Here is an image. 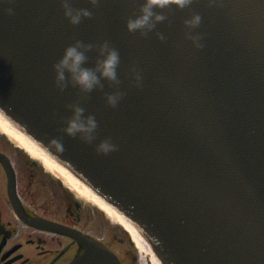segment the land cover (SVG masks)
<instances>
[{
    "label": "water",
    "instance_id": "obj_1",
    "mask_svg": "<svg viewBox=\"0 0 264 264\" xmlns=\"http://www.w3.org/2000/svg\"><path fill=\"white\" fill-rule=\"evenodd\" d=\"M141 2L103 0L72 25L60 0H0V111L119 210L107 204L161 264H264V0L172 6L147 35L126 28ZM194 11L201 47L186 35ZM76 39L119 49L117 106L105 102L107 81L86 95L55 86L53 64ZM88 55L91 66L95 50ZM75 101L98 121L93 143L63 131ZM105 138L116 150L97 151ZM73 264L116 263L94 246Z\"/></svg>",
    "mask_w": 264,
    "mask_h": 264
},
{
    "label": "flooded vegetation",
    "instance_id": "obj_2",
    "mask_svg": "<svg viewBox=\"0 0 264 264\" xmlns=\"http://www.w3.org/2000/svg\"><path fill=\"white\" fill-rule=\"evenodd\" d=\"M4 127L0 124V264H72L87 250L83 241L107 249L119 264H151L79 180L70 181Z\"/></svg>",
    "mask_w": 264,
    "mask_h": 264
},
{
    "label": "clouds",
    "instance_id": "obj_3",
    "mask_svg": "<svg viewBox=\"0 0 264 264\" xmlns=\"http://www.w3.org/2000/svg\"><path fill=\"white\" fill-rule=\"evenodd\" d=\"M60 2L64 16L72 25H78L83 18L91 17L93 15L91 9L100 6L103 0H88L90 7H78L74 0H60ZM192 3L193 0H142L139 3L138 14L127 18L126 28L129 32L139 31L141 35H147L156 29L159 22L167 18L166 13L160 10L170 9L172 6L184 9L191 6ZM6 11L11 14L14 9L8 7ZM201 20V14L195 11L184 20L188 29L186 35L197 47L202 46L201 34L193 33L191 29L198 27ZM157 35L160 40L167 39V36L162 32H157ZM92 50L96 52L95 61L89 66L87 64L88 53ZM120 62V51L111 41L86 42L76 39L65 47L59 60L53 64L55 86L63 90L71 84L78 87L81 94L86 95L94 89H102L104 82L107 81L114 90L105 93V102L109 106L115 107L124 95L119 87L121 83L118 72ZM130 72L134 77L133 82L140 86L143 80L141 71L132 66ZM66 107L71 114L63 127L64 133L69 136H79L85 142L93 143L96 140L98 127L95 115L92 113L85 115L86 109L79 101L72 102ZM50 144L59 151L64 150L63 141L58 137H52ZM95 147L98 152L108 153L116 150L117 145L112 142L111 138H105L96 143Z\"/></svg>",
    "mask_w": 264,
    "mask_h": 264
},
{
    "label": "bare ground",
    "instance_id": "obj_4",
    "mask_svg": "<svg viewBox=\"0 0 264 264\" xmlns=\"http://www.w3.org/2000/svg\"><path fill=\"white\" fill-rule=\"evenodd\" d=\"M0 124L4 125L7 132L13 135L17 140L26 144L29 148H37L42 156H44L55 168L60 169L64 175L68 177L70 181L77 180L70 172H68L63 166H61L56 160L48 155L43 149H41L34 141H32L21 129H19L11 120L0 113ZM84 192L87 193L97 204H99L109 216L115 219L124 229L130 234L131 238L135 242L136 246L141 251H146L151 256V264H160L158 259L153 254L151 246L145 241V238L124 218H122L117 212L109 207L104 201H102L97 195H95L90 189L83 185Z\"/></svg>",
    "mask_w": 264,
    "mask_h": 264
},
{
    "label": "rangeland",
    "instance_id": "obj_5",
    "mask_svg": "<svg viewBox=\"0 0 264 264\" xmlns=\"http://www.w3.org/2000/svg\"><path fill=\"white\" fill-rule=\"evenodd\" d=\"M121 236H122V234H121Z\"/></svg>",
    "mask_w": 264,
    "mask_h": 264
}]
</instances>
